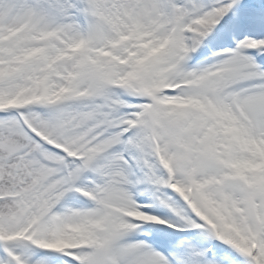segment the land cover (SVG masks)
<instances>
[{
	"label": "snow or ice",
	"instance_id": "obj_1",
	"mask_svg": "<svg viewBox=\"0 0 264 264\" xmlns=\"http://www.w3.org/2000/svg\"><path fill=\"white\" fill-rule=\"evenodd\" d=\"M0 264H264V0H0Z\"/></svg>",
	"mask_w": 264,
	"mask_h": 264
}]
</instances>
